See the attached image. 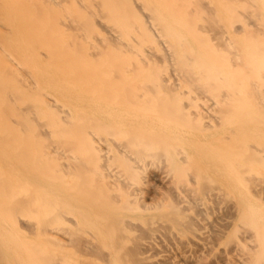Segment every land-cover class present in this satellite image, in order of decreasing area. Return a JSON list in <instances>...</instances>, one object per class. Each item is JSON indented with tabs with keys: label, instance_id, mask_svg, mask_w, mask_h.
<instances>
[{
	"label": "bare ground",
	"instance_id": "6f19581e",
	"mask_svg": "<svg viewBox=\"0 0 264 264\" xmlns=\"http://www.w3.org/2000/svg\"><path fill=\"white\" fill-rule=\"evenodd\" d=\"M0 42V88L17 79L26 99L15 139L57 134L78 153L59 165L66 186L47 174L48 152L45 170L20 143L21 179L43 192L5 199L0 182V259L58 264L9 235L61 240L28 216L46 205L71 229L87 225L84 247L98 239L105 260L148 264L149 249L178 238L217 264H264V0H0Z\"/></svg>",
	"mask_w": 264,
	"mask_h": 264
},
{
	"label": "rangeland",
	"instance_id": "374dc122",
	"mask_svg": "<svg viewBox=\"0 0 264 264\" xmlns=\"http://www.w3.org/2000/svg\"><path fill=\"white\" fill-rule=\"evenodd\" d=\"M243 14V13H242ZM244 21L245 22H249L250 21V19L247 17V14H246V17H244ZM3 42L1 43L2 44V46L4 45L6 48H9V45H11V41L10 40H2ZM6 43V44H5ZM1 44H0V47H1ZM7 45H8V47H7ZM1 55H3V54H1L0 53V56ZM3 57L5 58V56L3 55ZM3 57H1V58H3ZM3 58V59H4ZM5 60V59H4ZM17 64H18V61H16V60H14V59H12L11 61L9 60V61H6V63H5V65H6V67L8 68V69H10V71L13 73V75L12 76H14V78L16 77V76H18L17 75ZM14 81H16V82H14ZM14 81H12L11 83H3L2 85L4 86H2L1 85V87L2 88H4L3 90H2V88H0L1 89V91H0V102H1V100L3 101V103H6V102H8L6 105L7 106H9V107H7L8 108V110H6L7 112L9 111L10 113V115L8 114L7 115V123H4V124H2V126L0 127V129H2V130H0V153L1 154H4V155H1L0 154V176L4 179H1L0 178V182H1V185H2V187L3 186H5L6 184H5V179H7V181H6V183H10V181L9 180H11L12 182V184L10 183L9 185H12L11 187L10 186H8V184H7V187L8 188H6V186L3 188V192H4V194H5V188H6V193H7V197H5V195H4V198L5 199H12V197H13V199H14V197L16 198H22V196H24L23 198H25V197H27L28 198V196L29 195H31V197L32 196H34V197H37L36 195H38V196H40V195H42V192H43V188H37L36 187V185L34 184V181H31L30 179H26L27 180V182L25 181V180H22L21 179V172H22V166H23V164H19V162L20 161H22L21 160V158L23 157V155H25L24 154V152L26 153V150L27 149H24L25 151H23V149H21V148H24L25 146H26V140H27V138H28V141H29V143H30V145H27V146H29V148L28 149H30L29 151H30V153L29 152H27V153H29L30 155L28 156L27 154H26V157H24L25 158V160H27V163H28V160H30L31 161V159H33L34 158V161H35V159L37 158V159H39V160H41L42 162L45 160V158L43 157V155H45L44 154V152H48V155L50 156V157H48V159H50V161H48V159L46 160L47 162H49L48 164H52V162H53V164L55 163V165H49L50 167H51V171H50V167L48 166V164L46 163V164H44V162H43V166L42 167H44V165H45V170H46V167H47V169L48 170H46V172H47V174L49 175V177L51 176L52 178H53V180L55 179V181L56 182H59V184L61 183L62 185L64 184V185H66V186H70V185H72L70 182H72L73 183V179L72 178H70V176L67 174V172L65 171V169H63V166L64 165H66V163L64 162V161H66L67 162V159L69 158V156L71 157V154H75L74 156L75 157H77V152L76 153H73L72 151H71V149H69V148H67V150L64 148V146H63V148L65 149H62V147H61V145H59V144H57V142L59 141V139H58V137H57V139H56V137H55V135H57V134H55L54 136L52 135V137L51 136H49V138H48V136L46 135V136H41V138H40V136L37 138V136L35 137V139H34V141L35 142H32L33 141V137H29V136H25L26 138H25V140H24V138H23V136L21 135V136H17V140H18V138H19V140H18V143H16V133H17V131L19 130V128H21V122H20V119H19V117L18 116H16L15 114H17V112L18 111H20V109H21V107H23L24 105H25V103H26V99H25V101H24V98H20V101H18V99H16V97L14 96V92H18V93H20L19 92V88H22L21 87V84H18V82H17V79L16 80H14ZM15 83H17V84H15ZM6 85V86H5ZM10 88L9 90H5V88ZM13 88V89H12ZM15 88V89H14ZM12 89V90H11ZM14 90H16V91H14ZM12 92H13V94H12ZM18 93H16V94H18ZM17 98H18V95H17ZM21 101H22V103L24 104H22L21 103ZM22 105V106H21ZM10 109V110H9ZM12 114V115H11ZM10 116V117H9ZM8 127V128H7ZM6 128H7V130H6ZM5 132H4V131ZM8 133H10V134H8ZM15 135V136H14ZM1 136H3V137H1ZM7 136V137H6ZM11 136V137H10ZM58 136V135H57ZM6 139H5V138ZM22 137V140H24V141H22V142H19L20 141V138ZM45 137V138H44ZM55 138V141H54V138ZM12 140H11V139ZM29 138H30V140H29ZM43 138V141L41 140ZM39 141H37V140ZM45 139V140H44ZM53 139V140H52ZM41 140V141H40ZM54 141V145H52L51 147H58L59 146V150H61L62 149V151H64V152H61V151H59V150H57L58 152L57 153H54L53 152V150H55V149H53V148H51L50 146H49V144H52L51 142L52 141ZM56 140H58V141H56ZM14 141V142H13ZM49 141H51L50 143H48ZM6 142V143H5ZM23 142H25V143H23ZM3 143V144H2ZM9 143V144H8ZM20 143H22L21 145H22V147L20 148L19 147V145H20ZM34 143V144H33ZM39 143V144H38ZM44 143V144H43ZM17 145V150H16V148H14L15 146H12V145ZM23 144H24V146H23ZM32 144L34 145V147H35V145H36V147H35V149L32 147ZM48 144V145H47ZM55 144H56V146H55ZM5 145H6V148H5ZM43 145V146H42ZM8 146V147H7ZM27 146L25 147V148H27ZM40 146H41V153L39 152V150H38V147L40 148ZM1 147H2V149H4V150H2L1 149ZM45 147V148H44ZM43 148V149H42ZM14 149V150H13ZM20 149V150H19ZM37 149V150H36ZM49 149V150H48ZM51 149V150H50ZM68 149L70 150V151H68ZM10 150H13V151H10ZM21 150L23 151V153H21V158L20 157H18L19 155H17V154H19V153H17L18 151L19 152H21ZM45 150V151H44ZM28 151V150H27ZM51 151V152H50ZM69 153H68V152ZM15 152V153H14ZM49 152L50 153H52V154H49ZM34 153V154H33ZM36 153H37V155H36ZM39 153V154H38ZM8 154V155H7ZM14 154V155H13ZM33 154V155H32ZM41 154V155H40ZM59 154V155H58ZM17 155V157L18 158H20V159H18L17 157H15V160H16V163L14 162L15 160H14V156H16ZM31 155H32V157H31ZM40 155V156H39ZM57 157H56V156ZM2 156H4L5 157V160H4V157H2ZM35 156V157H34ZM53 156V157H52ZM73 156V155H72ZM2 157V158H1ZM55 157V162H54V160L52 159V158H54ZM78 157H80V159L81 158H83V156L81 155H78ZM58 158V159H57ZM60 158V159H59ZM36 159V160H37ZM84 159V158H83ZM18 160V161H17ZM58 160V161H57ZM3 161V162H2ZM59 161H60V163H59ZM7 162V163H6ZM56 162H58V163H56ZM62 163H63V166H60L59 167V165L61 164L62 165ZM7 164H8V166H7ZM18 164V165H17ZM6 165V166H5ZM10 165V166H9ZM27 164H26V162H25V166H26ZM16 167V169H18V172H17V170L15 169V168H12V167ZM55 166V167H54ZM58 167V168H57ZM61 167H62V169H61ZM11 168V169H10ZM54 168L57 170H59V168H60V170L61 171H56V170H54ZM53 170V171H52ZM55 171V172H54ZM11 172H12V175H11ZM58 172V173H57ZM63 172L64 173H66V175L65 174H63ZM60 173V174H59ZM5 174V175H4ZM6 174L8 175V176H6ZM60 175V176H59ZM62 175V176H61ZM11 176V177H10ZM18 176V177H17ZM55 176V177H54ZM59 176V177H58ZM18 179H17V178ZM263 177V176H262ZM9 178V179H8ZM16 178V179H15ZM68 178V179H67ZM72 180H70V179ZM13 179L15 180V181H13ZM61 179V180H60ZM262 179V178H261ZM263 179H264V177H263ZM19 181H21V182H19ZM23 181L25 182V184L26 185H24L23 184ZM65 181V182H64ZM2 182H4V184L2 183ZM14 182H15V184H14ZM69 182V183H68ZM27 185H29V186H31L32 187V185H33V187H34V189H36L35 191L32 189V188H30V187H28ZM27 186V187H26ZM18 187V188H17ZM20 188V189H19ZM8 189V190H7ZM32 190V191H31ZM8 191V192H7ZM27 191V192H26ZM29 191V192H28ZM36 193L35 195L34 194H32V193ZM41 193V194H39V193ZM30 193V194H29ZM44 193H46V192H44ZM9 195V196H8ZM13 195V196H12ZM22 195V196H21ZM31 197H29V198H31ZM16 198V199H17ZM43 207V208H42ZM40 208H42V210L41 209H38L39 211V213H37V210L35 211V213L33 214V213H30L29 215L28 214H26V215H28V216H30V215H32V216H30L31 217V219L32 220H35V221H37V222H39L40 220V222L41 223H44L43 224V230H44V225L47 227V229L49 230V232H50V230L51 229H54V228H56V229H54V233L53 234H57L56 235V237H55V239L56 238H58V235H59V237L60 238H62L63 236L65 237H63L64 239H67V241L65 242V241H61V240H58V239H56V243H60V241L62 242V243H60V245H57L56 243H54V242H52V239H54L53 238V236H51V235H47V237H45V239H42V238H40L39 236H37L36 238L34 237V238H32V239H30V237H28L26 234H24V233H22V232H20V231H18V230H14V229H11L10 230V232H9V235H12V237H10L11 238V240H14V238H15V240L16 239H20L21 241H23V242H25V243H27V244H31L33 247H34V250L36 249V248H38L39 250H41L40 252L41 253H44L45 255H43V256H47L48 257V255L49 256H51L52 257V259H54L53 257L56 255V253H57V256H55V257H57L56 259H54L55 260V262H57L58 264H126V262H127V264H131V262L129 261V259L127 260V258H126V260H121V259H123L124 257H122L121 259H120V261L117 259L118 257L120 258L121 256H119V255H117V260L120 262H118L116 259H112V258H108V259H106L105 260V257L106 256H104V255H107L108 253H110V249H109V247L108 246H106V245H103L102 246V244L101 243H99L100 241L98 240V239H96V238H94V239H92L91 241L92 242H94L91 246L93 247V245H94V248L92 249H90V248H85L84 247V240L87 238V239H89V235H88V230L87 229H89V227L87 226V225H85V224H78V226H75V230L72 228H69L66 224H65V222L63 221H61V218H63L64 216H63V212H62V215L60 216L61 218H59V217H53L51 214H50V210L47 208V206L46 205H41L40 206ZM49 210V213H48V210ZM20 212H21V210H19ZM19 211L17 210L14 214L15 215H19V214H21V213H19ZM25 211V210H24ZM26 212V211H25ZM25 212H23L24 214L23 215H25ZM28 212V211H27ZM42 213H43V215H42ZM212 213V212H211ZM41 214V215H40ZM213 214V213H212ZM51 215V216H50ZM63 216V217H62ZM70 218L72 217V219L74 218V220L76 221V218L74 217V216H70V215H68ZM53 218V219H52ZM58 218V220H56ZM214 218V217H213ZM31 219H29V218H27L25 221H24V223H31ZM48 220V221H47ZM50 220V221H49ZM63 220V219H62ZM43 221V222H42ZM46 221V222H45ZM55 221V222H54ZM58 221H60V223L58 222ZM52 222V223H51ZM53 224V225H52ZM79 225H81V226H79ZM82 226H86V228L85 227H82ZM51 227V228H50ZM57 227H59V228H61V229H59V228H57ZM50 228V229H49ZM47 229L45 230V231H47ZM63 229V230H62ZM81 229H83V230H80ZM13 230V231H12ZM42 230V231H43ZM77 230L78 231H80V233L79 232H77ZM85 230V231H84ZM45 231H43V232H45ZM52 231V230H51ZM56 231V232H55ZM82 232V233H81ZM87 232V234H85V233ZM52 233V232H51ZM60 233V234H59ZM62 233V234H61ZM14 234V235H13ZM62 235V236H61ZM138 235V234H137ZM49 236V237H48ZM51 238V239H50ZM26 239V240H25ZM49 239V240H48ZM47 240V241H46ZM59 242H58V241ZM43 241V242H42ZM49 241L50 242H52L51 244H49ZM83 241V242H82ZM33 242V243H32ZM45 242V243H44ZM70 243L68 246H66V244H64V243ZM91 242V243H92ZM98 242V243H97ZM38 243V244H37ZM175 243H176V246H173L172 248H168V249H166V250H162V249H152V250H148V252H147V254L146 255H148V254H150V256H151V259H149V261H148V264H217V259L215 258V257H213V256H211L210 255V252L208 251V250H206V251H200V250H198L199 248H197L196 246H193V245H188L185 241H180V240H178V238H176V240H175ZM53 244H56V245H54L53 246ZM61 244H63V245H61ZM83 244V245H82ZM96 244V245H95ZM37 245V246H36ZM39 245V246H38ZM48 245V246H47ZM71 245V246H70ZM100 245H101V247H100ZM0 254H2L1 252H2V250H1V248H4V244L2 243V242H0ZM83 246V247H82ZM44 247V248H43ZM65 247V248H64ZM77 247V248H76ZM104 247H105V249H104ZM149 247H151L152 248V246H149ZM83 248V249H82ZM85 248V249H84ZM96 248H97V250L98 251H96ZM107 248H108V250H107ZM38 249L35 251L36 253L38 252ZM59 249V250H58ZM88 251H87V250ZM100 249H101V252H100ZM102 249L104 250V252L102 251ZM43 250V251H42ZM47 250H48V252H47ZM50 250V251H49ZM80 250V251H79ZM85 250V251H84ZM91 250V251H90ZM52 251V252H51ZM51 252V253H50ZM84 252H85V254H84ZM87 252H89V253H87ZM100 252V253H99ZM105 252H106V254H105ZM47 253H48V255H47ZM94 253V254H93ZM97 254V255H96ZM101 254L104 256V259L102 260L101 259V257L103 258V256H101ZM3 255V254H2ZM96 256V257H95ZM50 257V258H51ZM49 258V257H48ZM107 258V257H106ZM97 260V261H96ZM123 261V262H122ZM129 261V262H128ZM125 262V263H124ZM10 264V262L8 261L7 263H6V261L4 262V260H2V259H0V264ZM137 262H135V264H136ZM132 264H134V262H132ZM139 264V263H138Z\"/></svg>",
	"mask_w": 264,
	"mask_h": 264
}]
</instances>
